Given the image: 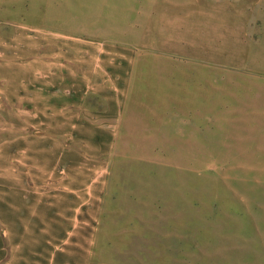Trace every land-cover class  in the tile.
<instances>
[{"label": "rangeland", "instance_id": "obj_1", "mask_svg": "<svg viewBox=\"0 0 264 264\" xmlns=\"http://www.w3.org/2000/svg\"><path fill=\"white\" fill-rule=\"evenodd\" d=\"M0 264H264V0H0Z\"/></svg>", "mask_w": 264, "mask_h": 264}]
</instances>
